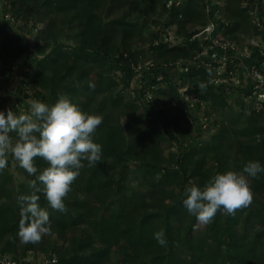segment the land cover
Segmentation results:
<instances>
[{
    "label": "trees",
    "instance_id": "obj_1",
    "mask_svg": "<svg viewBox=\"0 0 264 264\" xmlns=\"http://www.w3.org/2000/svg\"><path fill=\"white\" fill-rule=\"evenodd\" d=\"M5 1L9 8L4 13L9 11L17 18L29 9L42 25L35 45L37 56L32 58L26 39L6 32L7 14L1 13L0 70L7 61L21 63L32 58L33 70L27 74L26 84L38 88L32 93L35 98L52 104L67 95L84 111L104 117L94 134L102 145L101 160L91 165L83 161L84 167L64 197L65 210L52 208L44 194H39L41 206L50 214V228L70 242L51 264H101L113 251L115 264H264V172L249 177L252 201L234 214L218 210L209 223L201 224L182 204L187 186H203L216 173L228 169L242 170L250 159L264 163V109L249 113L234 109L228 99L231 86L212 83V67L204 63L197 66L194 59L201 51L202 41L194 36L199 27L213 21V35L219 32L227 39L249 32L253 36L264 34V8L258 7L255 14L253 0L244 5L242 0H222L221 6L212 0H187L170 8L165 0ZM138 10L143 17L131 20L130 11ZM164 12L159 23L165 27L176 24V36L182 42L163 40L159 31L144 36L148 22L156 23L155 16L162 17ZM67 15L68 27L75 31L74 45L58 41L54 34L57 17ZM145 41L159 63L189 61L183 62L179 78H186L191 89L202 86L197 107L204 102L224 111V118L206 141L186 148L187 126L183 124L175 134L152 116L153 98L149 102L142 99L146 91L170 97L187 117L188 104L181 100L175 78L167 71L153 66L138 70L147 82L138 89V100L130 92L119 91L134 78L143 54L139 46ZM250 48L253 58L240 56L234 64L227 62L226 68L239 64V59L242 66L250 65L260 54L258 46ZM89 82L95 87H89ZM15 111L26 110L16 107ZM176 141L178 152L164 154ZM34 163L39 170L47 166L40 156L34 157ZM130 171L136 176L135 185L130 182ZM33 178L29 175L15 183L6 167L0 170L1 256L17 247L18 197L31 193L28 181ZM161 230L166 245L154 238L153 233Z\"/></svg>",
    "mask_w": 264,
    "mask_h": 264
},
{
    "label": "clouds",
    "instance_id": "obj_2",
    "mask_svg": "<svg viewBox=\"0 0 264 264\" xmlns=\"http://www.w3.org/2000/svg\"><path fill=\"white\" fill-rule=\"evenodd\" d=\"M89 87H95L89 82ZM27 111L0 109V170L11 156L34 178L29 180L32 191L18 199L20 220L18 236L24 243H36L50 231V214L40 204V193L57 210L66 208L64 197L71 183L84 167L101 160L102 145L94 139L104 117L81 109L67 95L52 103L33 98ZM15 133V135H10ZM40 156L47 166L39 170L34 157ZM264 172V163L248 160L242 170L228 169L212 176L203 186L192 184L185 188L183 206L194 214L197 222L209 223L218 210L234 214L252 201L249 177ZM154 238L166 245L164 232L156 231Z\"/></svg>",
    "mask_w": 264,
    "mask_h": 264
},
{
    "label": "rangeland",
    "instance_id": "obj_3",
    "mask_svg": "<svg viewBox=\"0 0 264 264\" xmlns=\"http://www.w3.org/2000/svg\"><path fill=\"white\" fill-rule=\"evenodd\" d=\"M212 1L218 3V5L220 6L223 4L222 0ZM253 1L255 6V9L253 11L255 14H257L259 10L258 7L264 8V0ZM106 2L108 1L106 0ZM246 3L247 0H242L243 5ZM8 8L9 5L7 1L0 0V17L1 13L7 14L5 18L8 19L9 24V26L6 28V32L10 35L19 34L20 36H23V38L26 39V42H28L29 47L31 48L32 58L34 56H37L35 45L37 44V37L39 36V29L42 24L40 22H37L29 9L21 12V14L16 18L12 17L10 13H8L9 11L4 13V11H6ZM130 13L131 20H140L143 17L142 10H138L137 12L130 11ZM102 14L103 16H105L104 12ZM119 14L120 12H117V15ZM217 16H220V12H217ZM68 18L69 15L60 16L59 18L57 17L56 20L58 22V25L57 30L54 32V34L58 41L74 45L77 40L72 38V34H74L75 31L69 29L67 22ZM155 18L158 21L156 23L152 21L148 22L143 32L144 36L148 37L151 31H159L163 40H167L170 43L183 41L180 36H176V24L165 27V25L159 23L164 20L165 12L162 14V17H160V15H156ZM255 20H257V18H255ZM263 36L264 34L253 36L252 33L249 32L236 37L237 39L235 37L232 39H227L224 34H222L221 39L225 43L229 41L236 44V49L232 48L233 52L229 53L228 55L240 57V55H246L248 52H250V50H252L250 48L251 45H264ZM198 38L202 41V38L200 36H198ZM38 40L39 44H43V39L38 38ZM52 40L53 39H51V41ZM149 44L150 43L148 41L142 42L140 44L139 47H141V49L143 50V54L139 56V66H137L136 68V74L131 80L129 86L124 89H120L119 91L123 93L130 92L132 94L133 90L141 88V86H144V84L146 85L147 82L145 83V81L140 78V73H138V70L142 71L144 67L146 68L147 66H153V68L167 71L169 76L175 78L176 85L179 87L178 92L180 94L181 100L188 104L186 107L187 117L182 115L179 105L173 102L170 97L163 96L161 94H154L153 91H149L151 97L153 98L150 101V109L153 111L152 116H154L164 126L172 128L175 134H179V130L183 126V124L185 125V127L187 126L184 135V146L186 148L192 145H196L198 142L206 141L210 137V135L218 128L219 122L225 116L224 111L219 109L214 110L204 102H201V105L197 107L196 104L199 101L197 95L202 91V86L198 87L196 90L191 89L187 85L188 83L186 78H179L180 71L183 70L181 68V65L183 64V62L187 64L189 61L177 60L176 62L169 61L159 63V61H156V59L152 55L151 50H149ZM200 46L201 50L203 49V53H197V59L206 57L209 51L207 46H204L203 44H200ZM32 58L21 63L7 61L4 70H0V109L5 110V113L9 108L15 111L16 107H24V110L27 111L30 107L29 101L35 98L32 93H34L38 88L33 83L26 84V82L29 83L27 74L31 73L33 70ZM237 64L238 63L233 66L235 71L237 69ZM238 65L239 71H241L243 69L242 60L239 59ZM212 72H214V74L216 75V66L212 68ZM235 75L237 74L235 73ZM230 91L232 95L229 96L228 99L232 104V107L234 109L241 108L246 113H249V111L253 108L252 105H254L253 100L244 97L241 92H234L232 89H230ZM133 93L134 95H136L135 97H137L138 93L136 91H133ZM142 99L146 101L145 96ZM184 118L187 119L186 122ZM188 134H190V136ZM178 149L179 142L176 141L171 147L164 150V154H168V151L178 152ZM6 168L10 171V173H12L15 183L27 180L29 176V174L22 167H20L18 162L15 161L11 156H9L8 158V164ZM129 178L131 184L135 185L136 176L132 171H130L129 173ZM40 241V244L38 242L24 243L18 236V242L15 251L13 253L7 252L5 253V255L18 261L21 260L22 262L24 258L30 259L33 264L36 262L39 263L43 260L46 261V259H50L52 257L57 258L58 253L60 251H63L62 249H64L65 247H70L69 239L60 237L57 234L55 228H50V231L47 234H44ZM115 261L116 252L113 251L110 258L103 261L101 264H115Z\"/></svg>",
    "mask_w": 264,
    "mask_h": 264
},
{
    "label": "built area",
    "instance_id": "obj_4",
    "mask_svg": "<svg viewBox=\"0 0 264 264\" xmlns=\"http://www.w3.org/2000/svg\"><path fill=\"white\" fill-rule=\"evenodd\" d=\"M184 1L187 0H165V6L167 8H170L171 6H178L182 4ZM205 11L209 12V4H205ZM216 12H219L217 9ZM215 29V24L213 21L208 22L206 25L199 28V31L194 34V36H200L202 38V44L204 46H207L209 51L207 53V56L204 58H196V55L194 56V59L198 60V63L196 62V65H200L201 63L205 64L206 66H210L214 68L216 66L217 72L216 75L211 79V82L214 84H220L222 82L227 83L231 86L232 90L234 92H241L244 97L253 100L254 105H252V109H264V45L255 44L254 46H258L259 48V55L256 56L253 60V62L250 65L243 64V69L241 72L239 71V66L237 64V69L230 67L229 69L226 68L229 62V64H234L236 59L239 57H236L234 55H228V48H234L236 49V44L233 42H223L221 39V34L218 32L215 35H213V31ZM220 38V39H219ZM204 42V43H203ZM212 48V49H211ZM211 49V50H210ZM233 52V51H232ZM252 50L248 52L246 55H240V56H246V57H252L251 56ZM203 49L198 52V54H202ZM253 58V57H252ZM255 61V62H254ZM151 67V66H147ZM181 68L183 66L181 65ZM186 70V67L184 68ZM227 69V71H226ZM238 71V72H237ZM235 73L237 75H235ZM246 91V89L249 91L245 93V91H242V89ZM138 94L137 96H140V93L138 91V88L136 90ZM132 91L133 96L134 95ZM146 97V102H149L151 99V94L149 91H146L144 94ZM56 261V258H50L46 259V261L36 262L33 264H51ZM0 263L1 264H32L30 259H23V262L21 260H16L8 256H0Z\"/></svg>",
    "mask_w": 264,
    "mask_h": 264
}]
</instances>
